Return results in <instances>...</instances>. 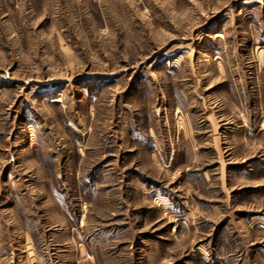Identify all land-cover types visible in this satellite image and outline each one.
Segmentation results:
<instances>
[{
  "label": "rangeland",
  "instance_id": "1",
  "mask_svg": "<svg viewBox=\"0 0 264 264\" xmlns=\"http://www.w3.org/2000/svg\"><path fill=\"white\" fill-rule=\"evenodd\" d=\"M0 264H264V0H0Z\"/></svg>",
  "mask_w": 264,
  "mask_h": 264
}]
</instances>
